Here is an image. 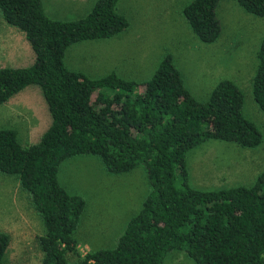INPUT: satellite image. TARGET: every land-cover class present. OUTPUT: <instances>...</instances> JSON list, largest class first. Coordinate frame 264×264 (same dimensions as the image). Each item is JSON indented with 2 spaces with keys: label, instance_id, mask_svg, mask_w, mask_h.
Segmentation results:
<instances>
[{
  "label": "trees",
  "instance_id": "obj_1",
  "mask_svg": "<svg viewBox=\"0 0 264 264\" xmlns=\"http://www.w3.org/2000/svg\"><path fill=\"white\" fill-rule=\"evenodd\" d=\"M117 0H96L82 17L53 19L41 0H0V18L23 33L33 53L24 67H0V103L36 85L49 122L37 139L21 144L0 128V173L13 175L37 213L40 264H160L183 251L194 264H264V169L249 186L197 190L187 183L185 155L208 139L254 147L261 141L241 112L243 96L220 79L198 101L165 54L143 81L114 72L90 78L65 67L71 44L108 38L126 28ZM218 0H190L181 15L193 36L212 43L219 34ZM264 17V0H234ZM252 99L264 113V35L256 51ZM96 156L117 174L141 167L148 191L112 248L78 250L72 233L83 209L81 197L58 183L59 164L72 156ZM9 237L0 232V264Z\"/></svg>",
  "mask_w": 264,
  "mask_h": 264
},
{
  "label": "rangeland",
  "instance_id": "obj_2",
  "mask_svg": "<svg viewBox=\"0 0 264 264\" xmlns=\"http://www.w3.org/2000/svg\"><path fill=\"white\" fill-rule=\"evenodd\" d=\"M41 1L46 16L69 20L84 16L96 0ZM189 1L117 0L115 10L126 18V28L108 38L71 44L64 51L63 62L69 70L90 78L114 72L118 77L139 82L149 78L158 61L169 54L184 86L198 101L207 99L220 79L231 80L242 92V115L258 129L261 141L254 147H240L208 139L191 148L185 155L187 183L197 190L249 186L264 169V113L251 94L256 51L264 35V17L245 12L234 0H218L215 16L219 34L212 43H202L193 36L181 15L182 7ZM2 28L18 32L0 19V31ZM28 64L21 57L10 64L0 56V66ZM26 91L22 95L27 107L24 117L18 111L13 113L5 102L0 103V128L15 130L17 141L24 145L34 142L49 122L38 86H28L21 94ZM57 180L68 194L81 197L84 203L72 233L81 255L112 248L148 191L141 167L112 174L93 155L63 160L58 166ZM0 232L9 237L3 264H40L36 242L37 235L42 233L40 219L14 176L2 173ZM160 264L194 263L183 251L174 250Z\"/></svg>",
  "mask_w": 264,
  "mask_h": 264
},
{
  "label": "crops",
  "instance_id": "obj_3",
  "mask_svg": "<svg viewBox=\"0 0 264 264\" xmlns=\"http://www.w3.org/2000/svg\"><path fill=\"white\" fill-rule=\"evenodd\" d=\"M69 20H72V19H69ZM26 43L27 41L25 40L22 32L20 33L19 31L17 32L11 29L2 28V31H0V56H2L5 59V61L9 62L10 64H13V62L15 63V59H17L18 57H21L23 61L25 59V61H28L30 64L33 61V53H32V50L29 49L30 47L28 48L29 46V45L27 46L28 43L27 44ZM0 67H12V66H0ZM13 67H24V66H13ZM21 91L14 94L10 99H8L5 102L4 105L10 110H13V113L18 111L20 113L19 116L24 117V111H26L27 107L25 106L26 101L22 99V95H25L27 91L22 92V94H21ZM34 107H37L36 104ZM42 115L43 113L40 115L41 121H42V118H41Z\"/></svg>",
  "mask_w": 264,
  "mask_h": 264
}]
</instances>
